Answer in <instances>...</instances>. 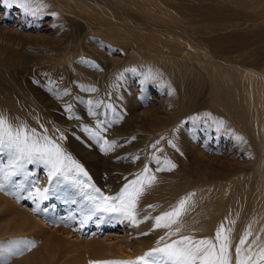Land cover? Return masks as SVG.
Listing matches in <instances>:
<instances>
[{
	"label": "rangeland",
	"instance_id": "1",
	"mask_svg": "<svg viewBox=\"0 0 264 264\" xmlns=\"http://www.w3.org/2000/svg\"><path fill=\"white\" fill-rule=\"evenodd\" d=\"M241 2L246 4L237 0H0V89L12 94L14 109L23 108L37 118L12 127L10 143L0 136V150H15L14 160L0 151V170H11L19 179V170L24 169L33 180L30 189H45L34 206L20 189L12 194L22 193L20 202L2 189L0 194L37 219L35 225L27 222L33 230L56 236V250L66 253L59 255L60 263L76 256L83 264H95L97 256L113 251L114 261L129 257L131 264H165V258L167 263L182 264L171 260L170 247L165 246L178 235L173 230L182 223L176 206L153 207L152 214L143 215L128 231L116 224L90 228L91 218L89 227L79 226L75 218L64 215L62 201L54 202L57 189L69 194L81 190L87 200H95L98 210L127 212L128 200L122 201L123 196L119 200L118 193L113 198L109 192L134 193L138 198L137 178L148 179L150 173L176 177L187 169L188 189L179 186V192L167 184L161 194L165 199L160 201L190 197L208 203L209 212L201 215L199 226L205 237L194 234L199 227L188 232L192 238L185 247L201 248V260L190 264L229 262L237 246L236 229L244 219L254 224L258 234L264 231V175L258 180L254 175L249 153L254 144L218 109L225 91L218 89L219 96L214 85L215 78L226 81L225 69L238 61L254 62L264 70V18L256 17L264 14V0ZM40 118L48 122L45 128L39 125ZM175 150H189L195 156L199 152L200 161L187 155L183 167L184 157ZM195 167L205 169L206 177L194 175ZM214 171L220 179L210 177ZM52 182L57 184L54 189ZM246 185L249 191L241 197ZM151 191L148 183L145 192ZM101 195L107 196L101 200ZM190 222L199 224L197 218ZM204 222L212 226L205 228ZM216 223L228 234L221 238L226 253L210 243L220 236ZM170 232L173 235L165 238ZM21 233L18 241L27 232ZM45 236L38 237L35 248L41 247ZM172 247L176 249V244ZM253 250L247 262H235L250 264L264 253L262 247ZM190 259H197L196 253Z\"/></svg>",
	"mask_w": 264,
	"mask_h": 264
},
{
	"label": "bare ground",
	"instance_id": "2",
	"mask_svg": "<svg viewBox=\"0 0 264 264\" xmlns=\"http://www.w3.org/2000/svg\"><path fill=\"white\" fill-rule=\"evenodd\" d=\"M96 4L97 7L98 3ZM237 4L245 5L246 2H241V0H237ZM256 17L264 18V14L257 15ZM212 62L213 61H211V63ZM216 70L217 65H214L212 67L213 73H216ZM220 70H218V72ZM225 71L228 75V79H226V81L221 77L215 78L214 80L216 90L218 91L219 89L225 91L223 93L224 102L221 104V108L218 106V109L222 110V112H226L228 114L227 116L238 125L236 126L241 127L243 131L247 134L248 138L251 137V142L252 144H254V148L257 151L251 150L249 153H251V156L254 159L253 165H255L256 169L254 175L255 178L258 180L264 175V70L258 67V65L254 62L243 60L238 61L237 63H233V65L227 67ZM217 94L220 96L219 91ZM217 94L215 95L216 98L218 97ZM14 104L15 102L12 97V94L7 90L0 89V136H3L4 141H9V143L11 134L13 133L12 127L27 120L30 121L33 119L34 121H36L37 119L36 114H29L23 108L14 109ZM47 124L48 122L45 123L44 118H40L39 125L41 126V128H45V125ZM0 151H4V157L6 159L14 160L15 150ZM51 151L55 152V150ZM175 151L180 157H184L182 158L184 160L180 159V162H182L183 167H187L185 159L187 155L192 157L191 159H197L200 161V158L198 157L201 154L199 152H197V156H195V153L189 150V153L187 150ZM57 153L58 152H56V154L54 153L55 161L57 158ZM190 153L193 155H191ZM179 156L177 157L178 159ZM57 162L58 161H56V163ZM13 168H16V166L14 165ZM195 170L196 171H193V174L196 175L198 178H200L201 176L206 177L205 169L201 170V168H196ZM19 171H21V173L19 174L20 178L17 179L15 178L14 174H11V170H7L6 172L0 170V189L7 192V195L10 194L11 197L14 195L17 189H20L22 192L24 191L25 193H27L29 197L27 199H30L31 203L34 206L37 204L35 199H40V196L44 194L45 189L44 187L39 186L32 187L31 190L30 187L33 183L32 178L28 176V173L25 172L24 169ZM182 172V174L176 177H162L160 173H150L148 176L156 179L155 182L150 177L147 179L146 177L142 178L141 176H139L137 178V183L139 184L138 192L140 193V196H138V198H135L134 193H127L123 191L109 192L108 195L111 196L118 193V195H116L118 196V199L120 198V196H123L122 201L128 200L127 212H124L123 210H121V208L119 212L114 211L110 213H106V211L104 210H98L95 200H87V193L81 190L76 192L75 194H69L68 191L65 189H63L62 191H58L57 189L55 191L56 194L53 195L56 197L54 202L57 203L59 202V200L62 201V207L65 211L64 215L67 214V218L70 219L75 218V220L80 224L79 226L86 225V227H89V224H87V219H93L94 226L90 228L94 229H100L104 225L113 227L116 224L128 230L132 227H136L143 215L152 214L153 207L155 209H161L163 206L166 208H171L170 206H168V204L176 206L178 207V211L180 212V222L182 223H180V226H177L173 230V233H178V235L172 237L171 241L165 246L170 247L169 256L172 261H174L175 259H179L182 264H190L191 262L196 263L197 260H201L198 255V252L201 251V248L194 249L190 246H187L186 248L185 244L188 243L192 238V236H190V233L188 232L199 226H202L201 220H203V218L201 215L206 216L207 212H209L208 203L203 201L202 204V202H198L197 199L190 197H186L184 199H170L169 197H167L169 201H160V199H165L164 197H161V194L167 184H172L173 187L179 192H181L179 186L185 187L186 190L188 189V179L186 177L188 176L189 171L187 169H183ZM241 172H238L237 174H240ZM212 174L213 176H210L211 178H221L218 172L214 171L212 172ZM140 175L146 174L141 173ZM148 183L153 186V191H151L150 193L145 192ZM202 184L204 183L202 182ZM51 186L53 187L52 189H54L57 184H55V182H52ZM246 187L242 191V194H240L241 197L249 191L250 186L246 185ZM62 188H65V185ZM18 195L19 197H17ZM18 195L15 194V196L13 197H16V199H18L20 202V199H23V197L21 198L23 194L21 193V196L20 194ZM106 196L107 195H101L100 199L102 200ZM173 196L174 195H171L170 197ZM237 196L238 192L236 193V197ZM114 197L115 196H113V198ZM113 198L111 199L112 203L114 200H117ZM11 200L7 196L5 197L0 194V237L7 235L6 238L0 239V241L7 242L5 244L0 245V264H83L82 261L77 259L76 256H71L70 258L65 259L64 262L60 263V256H64L66 253L61 250H56L54 239L56 238V236L52 234V236L46 237L44 234L38 233L40 231L33 230L29 224H37V219L34 220L31 216L27 215L24 210L20 208H15L16 204ZM153 202H155V205L153 204ZM52 204H50V207H52ZM113 204L118 207V202ZM226 209L229 210L228 207H226ZM45 214L47 216V213ZM125 215H127L128 218H122V216ZM195 218H197V221L199 223L198 225H194L192 222H190ZM250 219L252 220L251 217ZM245 220L246 219H244V223L239 225L236 229L237 232L235 233L237 234L236 236L238 240H235L234 242L237 246L235 247L234 252L231 253L230 261H224L220 257V259L224 261V264L225 262H227L226 264H237L236 262H240V260H242V262H247L254 254L253 249H255L257 246L262 247V249H264V231L258 234L257 229L253 227L254 224H250L249 219H247L246 221ZM27 222L29 224H27ZM127 224L129 226H127ZM261 224H263V222ZM220 225L221 224L216 223V228H219ZM203 226L205 228H209L212 226V224L207 225L206 222H204ZM198 229H200V232L197 231L198 233L194 234L196 236H199L200 238H204L205 236H202V233H205L206 231L204 232L202 227H199L196 230ZM25 231L27 233L22 236L18 241L16 238L20 237V235H23L21 232ZM162 232L164 233L163 229L161 230V232H159V234L161 235ZM173 233H168L165 238H169L171 235H173ZM218 233H220L219 238L213 237L212 239H210V243L215 245L220 251L224 250V252L226 253L228 251V248L221 244V238L226 234L225 230L219 228ZM40 236H45V242L41 245L39 249H37L35 248V245L39 241L38 237ZM173 243L176 244V249H172ZM19 244H21L20 247ZM239 244H242L243 246L246 245L247 249L242 248ZM165 246L162 249V252L166 251ZM144 249L151 250L149 247H144ZM179 249H182L183 251H179ZM109 252L110 251H107L108 254L104 253L101 256H97L98 260L97 258L95 259V264H131L132 262V258L129 257L124 258V262L119 261L121 258L114 261V252L111 251L110 254ZM192 253H196L197 259H190V254ZM225 253L222 254L223 257L228 258L227 254ZM263 257L264 253H260L257 258L253 259L250 262V264H263ZM163 259L166 262L165 264H172L167 263V260L165 258ZM209 262L210 261L207 260L206 264H209Z\"/></svg>",
	"mask_w": 264,
	"mask_h": 264
}]
</instances>
